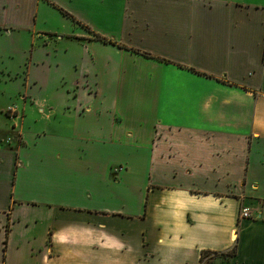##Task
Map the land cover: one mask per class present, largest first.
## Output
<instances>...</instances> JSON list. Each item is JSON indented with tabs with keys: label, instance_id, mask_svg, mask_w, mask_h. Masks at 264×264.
<instances>
[{
	"label": "crops",
	"instance_id": "0c3cea01",
	"mask_svg": "<svg viewBox=\"0 0 264 264\" xmlns=\"http://www.w3.org/2000/svg\"><path fill=\"white\" fill-rule=\"evenodd\" d=\"M67 1L0 0V264H264V0Z\"/></svg>",
	"mask_w": 264,
	"mask_h": 264
},
{
	"label": "rangeland",
	"instance_id": "374dc122",
	"mask_svg": "<svg viewBox=\"0 0 264 264\" xmlns=\"http://www.w3.org/2000/svg\"><path fill=\"white\" fill-rule=\"evenodd\" d=\"M60 1L68 3L67 0H60ZM97 1L99 4L102 2V0H97ZM73 3H74V1H72V4ZM58 15L60 16V14H58ZM50 19H52V18L50 17ZM51 21L54 22V20H51ZM1 105L4 106L5 104H1ZM9 117H10V113L8 111H7V114L3 113L2 117H0V138L8 135V132H6V131H8L7 128H10V120L11 119H9Z\"/></svg>",
	"mask_w": 264,
	"mask_h": 264
},
{
	"label": "built area",
	"instance_id": "2783aa9c",
	"mask_svg": "<svg viewBox=\"0 0 264 264\" xmlns=\"http://www.w3.org/2000/svg\"><path fill=\"white\" fill-rule=\"evenodd\" d=\"M239 218L250 219V218H252V213L250 212V210L248 208L243 207L239 211Z\"/></svg>",
	"mask_w": 264,
	"mask_h": 264
},
{
	"label": "trees",
	"instance_id": "16d2710c",
	"mask_svg": "<svg viewBox=\"0 0 264 264\" xmlns=\"http://www.w3.org/2000/svg\"><path fill=\"white\" fill-rule=\"evenodd\" d=\"M234 253V251L232 250V254ZM208 253L206 251L202 252L201 254V262L203 261L204 257L207 255Z\"/></svg>",
	"mask_w": 264,
	"mask_h": 264
}]
</instances>
